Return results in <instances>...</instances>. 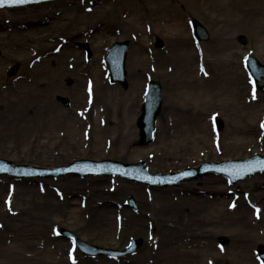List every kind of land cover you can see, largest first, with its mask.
<instances>
[{
	"label": "rangeland",
	"instance_id": "obj_1",
	"mask_svg": "<svg viewBox=\"0 0 264 264\" xmlns=\"http://www.w3.org/2000/svg\"><path fill=\"white\" fill-rule=\"evenodd\" d=\"M155 3L158 0L152 1ZM166 3L174 8L167 25L183 20L187 35L198 45L195 47L204 48L207 72H219L222 76L221 87L204 89L203 81L197 77H182L179 72L162 67L147 76L131 74L143 68L138 58L154 56L161 60L172 56L165 53L170 48L171 35L168 30L159 29L144 36L151 53H132L131 39L138 35L149 14L150 5L144 0H62L43 7L0 11V134L4 132L0 136V159L40 168L78 160L143 162L151 174H168L205 163L264 156V94L255 89L243 68L247 56L264 65V0H239L237 6L234 0L215 13L206 8L200 10L195 0ZM242 4L255 8L249 11L250 18L241 10ZM133 10L139 12L137 21L126 18L127 24L116 25L123 14ZM242 15H246L245 21ZM195 20L209 33L208 42L195 40L191 29ZM121 30L127 34L116 33ZM240 36L246 38V45L239 43ZM56 39L65 44L60 51L53 46ZM156 39L164 42L162 49L155 47ZM121 42L129 44L127 88L111 83L105 62L110 47ZM37 44L47 54L42 69L49 75L45 80L28 81V70L33 65L28 48ZM84 44L92 52L91 61L85 58L81 48ZM221 46L224 51L217 55ZM67 56L75 58L80 69L88 68L85 75L69 71L65 65ZM17 63L19 72L8 77L9 67ZM92 76L98 94H109L114 96L113 100L91 104L84 80ZM150 81L161 84L163 107L155 140L150 146L138 147L137 120ZM224 85L229 87L227 92L221 91ZM58 95L71 101L70 109L57 103ZM136 97L135 108L128 100ZM28 102L24 122L33 123L15 142L5 133L11 132L14 112ZM249 113L247 124L237 127L238 121ZM215 117L223 121L220 132L213 125ZM69 121L75 132L67 127ZM253 126L256 132L248 135ZM126 136L131 137L124 144ZM240 137L245 140L233 146ZM0 178V214L7 213V219H0V230L8 225L7 234L4 232L0 238V264H261L257 248L264 245V217L252 234L251 224L239 216V209L252 208L250 201L264 195V174L235 186L224 178L208 176L171 188L148 187L117 177H103L105 180L99 182L102 177ZM70 180L76 184L71 194L65 190ZM204 180H209L210 186ZM98 184L99 189L95 188ZM131 198L137 209L130 208ZM204 200L209 204L202 203ZM211 203L216 205L210 210ZM261 203L264 205L263 201L252 208L258 222L260 214L264 215ZM193 216L199 222H189ZM62 230L106 249L123 250L133 237L142 239L144 245L135 256L118 261L106 257L89 259L72 242L59 237ZM175 230H185L193 236L195 246L179 253L176 247L177 251L157 244L159 234ZM222 237L228 239L226 247L220 246ZM235 246L239 250L233 251ZM216 254L221 259L216 260Z\"/></svg>",
	"mask_w": 264,
	"mask_h": 264
},
{
	"label": "bare ground",
	"instance_id": "obj_2",
	"mask_svg": "<svg viewBox=\"0 0 264 264\" xmlns=\"http://www.w3.org/2000/svg\"><path fill=\"white\" fill-rule=\"evenodd\" d=\"M144 1H145V3H149V5H150L147 8L149 14L147 15V20L144 22V24H142V28L139 30L138 35L133 36L131 39V40H133L132 41V44H133L132 53H151L149 47H147V45H146L147 42L144 39V36L151 34L155 29L156 30L159 29L161 31H163V30L167 31L168 30L169 34L171 35V37H170L171 45H170V48L165 53H172V56H168V57L165 56L161 60L154 57V56H147L144 59L138 58V62H141L143 64V68H141L140 70H133V71H131V74L132 75L136 74V76H139V74L147 76V75L154 74L158 70L159 67H162L169 72H173V73L179 72L182 77H197L200 81H203L201 85H203L204 89H212L214 86L221 87L222 85L219 84V81L222 80V76H220L219 72H213V73L207 72L208 62L206 60V53L204 52V48H200L198 50L195 47L191 38L187 35V29L185 28L183 20L179 19L178 22H177V20H175L174 24H171L170 26L167 25L171 21L170 17L173 13L174 8L170 5H168L166 3V0H158V3H155V4H152L153 0H144ZM195 1L197 3L196 6L199 7L200 10L206 8L207 10H210L212 13L213 12L215 13L216 11L221 10L223 7H226V5L230 6L231 2H233L234 0H195ZM238 1L239 0H235L236 5H234V6L239 5ZM40 6L43 7L45 5L41 4ZM241 7H242L241 10L250 18L249 11L250 10L252 11L255 9L253 7V5L242 4V5H240V8ZM26 8H32V7L28 6V7H25L24 9H26ZM138 15H139V12L137 10H133V12H127V14H123V16L121 17V19H119V21L117 20L116 25L117 26L119 24L125 25L128 23L127 21H137ZM246 15L241 16V19L243 21H245L247 19ZM174 17L176 18L177 15H174ZM126 18H127V21L124 22ZM236 26L238 27V25H236ZM116 33L117 34H120V33L121 34H127V31L121 30V31H117ZM37 41H40V40H37ZM220 44H221V42L219 43V45ZM64 45L65 44H63L62 41H59L57 39L54 40V44H53L54 47H58L61 50V48L63 49L65 47ZM28 50L32 51V53H30L29 55H30V61L33 62V65L30 66V68L28 70L27 80L28 81H35V80L47 79L49 73L46 70L42 69L44 62L47 60L46 59L47 54H45L41 51L38 44L34 48L29 47ZM223 51H224V46H221L218 50L217 55L219 53H223ZM62 53H64L63 50H62ZM216 63L220 65L221 60L219 58H217ZM65 65L69 69V71L74 72V73H78L80 75H85V72L88 70V68L80 69L78 63L75 61V58H71L69 56L66 57ZM97 75L99 76V73H97L96 76ZM85 79L86 80H84L85 81L84 84H89V90H90V96H91V98L90 97L89 98L91 100L92 105H95L96 103H99L100 101H108L110 99L111 100L114 99V96H109V94H104V95L98 94V91H97L98 87H97L95 78L93 76L89 77V78L86 77ZM136 85L138 86L137 83H136ZM140 87H143L142 84ZM104 89L109 90L107 86H105ZM227 90H229L228 85L227 86L224 85V87H222L221 91L227 92ZM12 93H14V91ZM128 101L133 102L135 104V106H133V107L136 108V104L138 102L137 97L132 98L131 100H128ZM28 109H29V102L26 104H23L19 109H17V111L14 112V115H16L17 118L16 117L14 118V115H13V121L11 120V129H10L11 132L5 133V134L9 135L12 139H15V142L21 140L23 135H25L26 130L32 126L33 122L27 121V124H25V122H24V120H25L24 119V111H26ZM132 112H133V115L136 113L135 110ZM22 113H23V116H22ZM130 115H131V113H130ZM250 115L251 114L249 113V115H247L242 121H238L236 126L242 127L243 125L247 124V122L249 121ZM241 118H242V115L240 116V119ZM71 120H74V119H71ZM74 121H76V120H74ZM71 122L72 121L68 122L67 127L69 129H71V131L75 132L72 129ZM23 123L25 125H23ZM204 127L205 126H201L200 128H204ZM131 130L129 132V135L132 134ZM255 132H256V129L253 126L248 131V135H252ZM3 134H4V132H2L0 134V136ZM130 137L131 136L125 137L124 144L125 143L127 144L130 141L129 140ZM246 137H247V135H246ZM8 139L9 138H5V141H7ZM244 140H245V138L240 137L239 139H236L235 142L232 143V145L233 146L235 144L240 145L242 143V141H244ZM250 142H255V141L251 140ZM109 143H111V141ZM105 145H106V143H105ZM138 145H140V144L138 143ZM138 147H140V146H138ZM0 177H5V176H0ZM0 180H3V179L0 178ZM103 180H105L103 177L99 178L98 182L103 181ZM204 181H203L204 184L210 186L209 180H204ZM100 187L101 186H99V184L97 186H95V188H98V189ZM75 189H76L75 180H70V183L65 186L66 192H68L70 194L73 193L75 191ZM0 190H2V185H0ZM195 192L196 191H193L192 193H195ZM262 200L264 201V195L263 196L260 195L258 197H255V199L253 201H250L249 207L254 208L255 206H257L258 203L263 202ZM188 202H192V203H195L197 205L202 204V203L207 204V205L209 204L205 200L202 201V203L198 202V201H188ZM222 204L225 205L224 202ZM215 205H216V203H211V205L209 206V209L211 210L212 206H215ZM182 206H184V205L182 204ZM236 208L238 209V206ZM252 208H243V207L240 208L239 209V216L242 219L246 220L247 223L251 224L252 230H250V232L253 234V230H257L261 226V222L263 221L264 215L262 216V214H260L259 222H258V220L256 221L255 216H254V209H252ZM259 208H261V207H259ZM5 214H7V213L5 212L3 214H0L1 220H4L6 218L7 215H5ZM7 221H10V220L8 219ZM189 222L196 223V222H199V220L197 218H195V216H193V218L190 219ZM141 226H143V224ZM7 228H8V225L4 224V227L2 228L3 230L2 229L0 230V238L4 236V232H5V234H7ZM16 228L17 227H13L12 229L16 230ZM193 239H194V237L189 236L187 234V232H185V230H180V231L175 230L172 232H169V231L162 232L161 234L158 235L156 242H157V244H159V246H162V247L167 246L168 248L173 249V250H176V248H177L178 252L180 253L181 252L180 250H182V249L185 250L189 247L195 246ZM235 250H239V248L237 246H235L233 251H235ZM216 255H217L215 257L216 260H218L219 258L221 259V255H219V254H216Z\"/></svg>",
	"mask_w": 264,
	"mask_h": 264
},
{
	"label": "water",
	"instance_id": "obj_3",
	"mask_svg": "<svg viewBox=\"0 0 264 264\" xmlns=\"http://www.w3.org/2000/svg\"><path fill=\"white\" fill-rule=\"evenodd\" d=\"M53 0H26L24 3H12L8 2L3 4V6H0V9L4 8H14V7H21V6H27V5H34V4H39V3H45ZM195 28H196V34L201 40H207L208 35L204 28L198 24V22H195ZM241 43L245 44L246 40L244 38H241ZM122 46V47H121ZM158 47H162V43L158 42L157 44ZM121 47L122 49H119ZM126 45H116V47L112 50L113 51V58H112V66L114 69L118 66L119 71L116 72V75L114 76V81H119L124 80V73L121 69V66L124 65L125 61V54H126ZM119 50H123L122 53H117ZM18 67H14L10 71V75H14L17 71ZM113 69V70H114ZM115 71V70H114ZM249 71H251V74L254 76L256 79L257 83H259L262 79H264V66L260 65L258 62H256L254 59H251L249 61ZM119 76V77H117ZM262 91H264V86L261 88ZM66 104V101H64ZM161 105H162V91L161 87L158 83H152L151 88L146 95L145 98V104L143 106V116L140 120V129L142 131V144L147 145L153 138V133H154V124H155V119L159 115L160 110H161ZM219 128H222V123L221 121H218ZM1 165L0 167H3L4 165L7 167V170H1L0 172H12L10 167H12L9 162H0ZM9 163V164H8ZM251 166L248 168L247 172L243 173L239 177L231 178L232 182L235 183L239 179H243L247 176H250L252 174H255L257 172H262L264 170V166H261V164H253V163H248ZM3 165V166H2ZM107 166H119V164H106ZM264 165V164H263ZM131 168V167H129ZM141 168V167H140ZM102 170L99 171H91V173H100ZM220 172V174L227 175L228 174L224 171H215V173ZM87 172H84L86 174ZM116 174H122L120 172H115ZM208 171H205L202 173V175L207 174ZM13 175H18L14 172H12ZM41 174H58L57 172H46L43 171ZM222 243L226 244V240H222ZM141 245V241H134L133 246L126 252L124 253H114L112 251H106V250H100L97 248H89L86 247V245L82 244L79 242V247L80 249L84 252L85 255L87 256H96V255H109V256H126L127 254L135 252ZM260 254L262 259L264 260V248H260Z\"/></svg>",
	"mask_w": 264,
	"mask_h": 264
},
{
	"label": "snow or ice",
	"instance_id": "obj_4",
	"mask_svg": "<svg viewBox=\"0 0 264 264\" xmlns=\"http://www.w3.org/2000/svg\"><path fill=\"white\" fill-rule=\"evenodd\" d=\"M8 2L24 3V2H26V0H0V6H3V4L8 3ZM262 127H264V125H262ZM262 170H264V169H262ZM73 264H75V261H73Z\"/></svg>",
	"mask_w": 264,
	"mask_h": 264
}]
</instances>
